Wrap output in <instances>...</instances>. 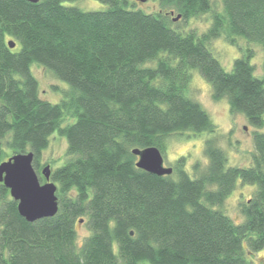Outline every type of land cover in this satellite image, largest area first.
Instances as JSON below:
<instances>
[{
	"label": "trees",
	"instance_id": "1",
	"mask_svg": "<svg viewBox=\"0 0 264 264\" xmlns=\"http://www.w3.org/2000/svg\"><path fill=\"white\" fill-rule=\"evenodd\" d=\"M73 1L0 0V163L33 152L38 172L51 137L67 141L51 175L54 217L27 221L0 183V264H253L264 251V60L261 77L251 63L264 52V0H219L220 12L212 0H155L153 13L129 0H98L102 11ZM210 13L206 31L187 30ZM220 38L245 43L231 71L212 52ZM34 64L70 86L59 103L41 98ZM194 69L256 129L250 166H227L210 139L194 177L186 156L169 176L139 169L134 149L165 156L170 137L217 130L188 96ZM238 181L257 187L239 203L241 223L223 210ZM81 220L90 235L80 244Z\"/></svg>",
	"mask_w": 264,
	"mask_h": 264
},
{
	"label": "rangeland",
	"instance_id": "2",
	"mask_svg": "<svg viewBox=\"0 0 264 264\" xmlns=\"http://www.w3.org/2000/svg\"><path fill=\"white\" fill-rule=\"evenodd\" d=\"M129 1L132 7L135 5L136 8L147 13L156 12L160 7L159 2L155 0H147L145 3H140L136 0ZM212 1L214 3L213 11L220 12L222 10L220 1ZM65 5L77 7L83 11H102L108 8V5L98 0H76L67 2ZM211 17V13L206 14L200 19L190 22L186 28L187 30L195 28L200 33L204 32L210 26ZM211 47L213 54L223 68L226 71H231L234 60L243 56L245 43L240 42L239 46H233L227 43L224 38H220L214 41ZM17 49H20V45L17 46ZM263 60L264 52L257 49L255 57L251 61L255 66L257 77L263 76ZM31 71L39 81L40 96L43 100L59 103L64 98V92L70 89L66 82L57 79L49 70L40 65H32ZM191 75L192 80L188 96L199 102L209 113L217 130L215 133H184L170 137L164 156L165 166L172 167V164L178 158L186 156V170L191 177H194V164L197 161L201 162L202 167L208 164V159L204 154L206 141L215 139L217 146L226 152L227 166L249 167L254 153L253 133L256 129L249 125L244 115L231 114L227 99L218 102L213 100L211 85L201 76L198 70H192ZM50 141L48 149L41 156V163L50 162L52 169L55 170L66 162L67 141L58 133L54 134ZM5 151L11 154L7 147H5ZM256 188V186L244 185L238 181L235 191L225 201L223 210L237 223L243 221L239 203L242 200L251 198ZM76 228L79 235V243L81 244L84 238L90 235V230L87 228L85 221L78 222ZM252 259L253 264H264V251L257 253Z\"/></svg>",
	"mask_w": 264,
	"mask_h": 264
},
{
	"label": "water",
	"instance_id": "3",
	"mask_svg": "<svg viewBox=\"0 0 264 264\" xmlns=\"http://www.w3.org/2000/svg\"><path fill=\"white\" fill-rule=\"evenodd\" d=\"M25 1L40 2V0ZM137 1L145 3L147 0ZM180 19V15L174 18L175 21ZM9 47L14 49L15 42H9ZM133 154L138 157L136 165L139 169L157 176L172 175L173 168L165 166L160 149L156 147L134 149ZM34 159L33 152L19 153L0 163V183L10 190L11 197L18 202L20 215L29 222L54 217L59 210L58 187L51 179V168L48 165L43 169L42 175L46 183H41L34 167Z\"/></svg>",
	"mask_w": 264,
	"mask_h": 264
},
{
	"label": "flooded vegetation",
	"instance_id": "4",
	"mask_svg": "<svg viewBox=\"0 0 264 264\" xmlns=\"http://www.w3.org/2000/svg\"><path fill=\"white\" fill-rule=\"evenodd\" d=\"M48 165L50 166L51 171H53L51 164H48V163L45 162V163H40V165H39L38 172H39V176H40L41 183H46V180H45V178L42 175V171Z\"/></svg>",
	"mask_w": 264,
	"mask_h": 264
}]
</instances>
